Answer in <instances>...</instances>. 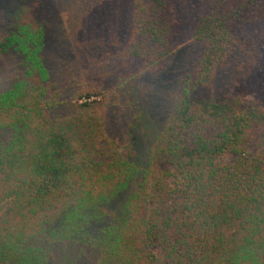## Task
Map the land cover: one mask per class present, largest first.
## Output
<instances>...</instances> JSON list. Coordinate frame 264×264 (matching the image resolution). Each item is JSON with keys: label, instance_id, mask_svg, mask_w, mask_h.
Instances as JSON below:
<instances>
[{"label": "trees", "instance_id": "obj_1", "mask_svg": "<svg viewBox=\"0 0 264 264\" xmlns=\"http://www.w3.org/2000/svg\"><path fill=\"white\" fill-rule=\"evenodd\" d=\"M110 2L135 40L105 90L62 99L36 5L0 41L20 68L0 92V264H264V133L251 106L198 98L234 56L263 64L264 0Z\"/></svg>", "mask_w": 264, "mask_h": 264}, {"label": "rangeland", "instance_id": "obj_2", "mask_svg": "<svg viewBox=\"0 0 264 264\" xmlns=\"http://www.w3.org/2000/svg\"><path fill=\"white\" fill-rule=\"evenodd\" d=\"M107 1L0 0V41L8 32L12 13L18 5L22 2L36 5L38 16L46 26V65L51 82L61 92L62 99L68 102L79 82L105 90L123 73L119 60L126 57L135 40L124 14L115 15L110 6L112 3L109 0L108 5ZM19 72L18 58L14 53L0 54V92L11 85ZM198 98L207 106L217 103L251 106L259 132L263 134L264 62L258 68L250 69L244 55L234 56L200 89ZM141 101L139 111L145 110ZM66 109L67 106L61 108L59 113ZM127 109L118 102L117 107L110 110L109 124L116 142L122 146L121 150L129 151L130 148L123 146L135 135L130 136L133 126ZM262 147H255L252 143L249 152L255 155ZM229 159L226 157L221 162Z\"/></svg>", "mask_w": 264, "mask_h": 264}]
</instances>
